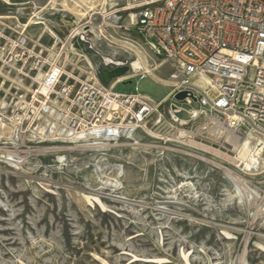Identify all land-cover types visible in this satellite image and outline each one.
<instances>
[{
    "label": "rangeland",
    "instance_id": "1",
    "mask_svg": "<svg viewBox=\"0 0 264 264\" xmlns=\"http://www.w3.org/2000/svg\"><path fill=\"white\" fill-rule=\"evenodd\" d=\"M88 1L0 0V133L13 131L0 135V264H264V161L247 171L228 160L238 154L226 137H212L219 126L207 116L176 137L163 130L164 141L128 129L79 139L64 121L65 100L52 98L45 110L35 104L39 114L27 109L54 63L74 90L87 82L105 91L116 79L104 81L102 71L115 67L103 57L127 68L142 61L153 75L137 91L139 77L129 69L114 93H139L155 104L180 80L174 63L125 30L127 0ZM82 27L90 28L92 47L73 37ZM37 59L46 63L40 72ZM191 140L210 151L190 147ZM96 142L107 146H90ZM227 172L257 196L239 194Z\"/></svg>",
    "mask_w": 264,
    "mask_h": 264
},
{
    "label": "built area",
    "instance_id": "2",
    "mask_svg": "<svg viewBox=\"0 0 264 264\" xmlns=\"http://www.w3.org/2000/svg\"><path fill=\"white\" fill-rule=\"evenodd\" d=\"M125 10L129 16L125 30L135 31L148 50L177 68L180 80L168 97L155 104L139 93H114L123 78L105 91L87 82L74 90L70 75L54 63L37 83L32 95L35 104L45 110L52 98L65 100L69 103L64 116L67 128L77 137L85 131L86 138L96 136L94 124L110 118L109 123L124 125L120 130H140L164 141L163 130H172L171 136L176 137L205 115L212 124L250 138L254 155L264 161V0H127ZM82 28L85 33L76 37L92 47L90 28ZM20 50L23 61L27 50ZM8 60L11 63L13 57ZM45 64L37 59L34 68L40 72ZM132 66L129 69L134 72ZM149 76L146 70L133 74L139 77L137 91L140 81ZM196 76L208 81L206 88L193 81ZM182 92L187 96L178 102L175 97ZM165 101L170 106L161 112ZM182 112L193 115L182 119L178 116Z\"/></svg>",
    "mask_w": 264,
    "mask_h": 264
},
{
    "label": "bare ground",
    "instance_id": "3",
    "mask_svg": "<svg viewBox=\"0 0 264 264\" xmlns=\"http://www.w3.org/2000/svg\"><path fill=\"white\" fill-rule=\"evenodd\" d=\"M65 1V0H64ZM67 1V0H66ZM82 2H83V4H86V5H88L89 4V1L88 0H81ZM104 1V0H103ZM102 1V2H103ZM68 3V2H67ZM107 3H106V0H105V2H104V4L103 5H106ZM81 5V4H80ZM97 5V4H96ZM95 5V6H96ZM102 5V4H101ZM84 6V5H83ZM80 7V6H79ZM85 7V6H84ZM93 7V6H92ZM103 7V6H102ZM78 8V7H77ZM83 8V7H82ZM98 8V7H97ZM100 8H101V6H100ZM79 9V8H78ZM90 9H91V7H90ZM73 10V9H72ZM94 10V7L91 9V11H93ZM80 11V10H79ZM79 13H81V12H79ZM108 14V13H107ZM81 17H83L84 19H85V16L87 15V14H79ZM103 15H105V14H103ZM85 33V31L83 30V28H77V29H75L74 30V32H73V37H76V36H78V35H83ZM13 45V44H12ZM137 50V49H136ZM141 55V54H140ZM103 60H104V62H105V65H107V66H112V65H114V66H118V67H122V66H125V64L124 63H121L120 61H116L115 59H113V58H111V57H103ZM142 62V61H141ZM141 62H135L134 64H133V70H134V73H136V71L137 70H146V72L147 73H149V75L150 76H152L153 75V72H152V70L146 65V64H142ZM143 63H144V61H143ZM2 74V73H1ZM123 78V77H122ZM122 78H120V79H122ZM125 79V78H124ZM157 79V78H156ZM161 80V79H160ZM121 81H123V80H121ZM193 81H195V82H197L198 84H200L202 87H204V88H206L207 87V85H208V81L207 80H205V79H201L199 76H196V77H194L193 78ZM97 82V81H96ZM166 83H169V82H166ZM171 83V82H170ZM170 85V84H169ZM50 98V96H47V99H49ZM37 102V100H36V98H35V100L31 103V104H29L28 106H29V108H27V109H33V110H35V111H37V112H39V109L37 110L36 109V106H35V103ZM114 103H116V102H114ZM118 104V103H117ZM114 107H116V105H114ZM2 114V113H1ZM191 115H193V113H188V114H186V116H191ZM196 115V114H195ZM194 115V116H195ZM27 113L22 117V118H20V122L21 123H16V122H13V123H16V125H18V126H20L22 123H23V121L24 120H26V118H27ZM60 119V118H59ZM12 120V119H11ZM1 121V120H0ZM1 125H3L2 123H1ZM17 126V127H18ZM53 126V125H52ZM62 126V125H61ZM7 126H5V128H4V131H3V133L1 132L0 133V135L1 136H4V137H7L8 135H11V134H13V131L11 130V129H9V127L8 128H6ZM51 128V127H50ZM59 128V127H58ZM122 128H124V125H122V126H115V125H113V123H109L108 121H107V119H105V122H102V124L101 125H97V124H94V126H93V130H94V133H95V135L96 136H101L102 134H107V135H118V133H119V130L120 129H122ZM2 129V128H1ZM52 129H55L54 127H52ZM43 130V129H42ZM46 130V129H45ZM59 130V129H58ZM2 131V130H1ZM123 131V130H122ZM44 132V131H43ZM211 132V131H210ZM14 133H16V132H14ZM62 133V132H61ZM42 134V133H41ZM211 134H212V137H216V138H218V139H223L224 137H226V144L227 145H230L231 147H233V149H234V151L238 154V156L235 158V157H233V158H227L228 160H230V161H237L238 163H241L242 165H244V167H245V169L247 170V171H249V170H251V169H254L255 167H257L258 165H259V159L254 155V153H253V148H254V145H253V143H252V140L250 139V138H246V139H243V138H241L240 136H238L237 134H235V133H233V132H231V131H229V130H226L225 128H223V127H221V126H219V128H216V129H214L212 132H211ZM86 132L85 131H83L82 133H79L78 134V136H80V138L79 139H85L86 138ZM105 135H104V137H105ZM106 135V136H107ZM186 136L187 137H189V138H192L193 137V135H192V133H187L186 134ZM10 137V136H9ZM92 137V136H91ZM71 138V137H70ZM9 139V138H8ZM77 140V139H76ZM90 140V139H89ZM97 140V139H96ZM95 140V141H96ZM190 143V147H192V148H194V149H201V150H203V151H205V152H209L210 151V148H208V146L207 147H205V146H200L199 144H197L196 142H194V141H190L189 142ZM90 146H92L93 148H102L103 146H107V144H105V143H103V142H96L95 144H91ZM214 152V151H213ZM216 154H218V155H222L220 152H218V151H216L215 152ZM8 154V153H7ZM6 154V155H7ZM8 156H10V157H13V156H15L14 154H12V153H10ZM224 157H225V155H224ZM227 157V156H226ZM63 159V158H62ZM61 158H60V161H63ZM236 161H235V163H236ZM232 163V162H231ZM234 164V163H233ZM235 165V164H234ZM241 165V166H242ZM243 168V167H242ZM242 170V169H241ZM244 172V171H243ZM227 176L228 177H230L234 182H235V184H236V189H237V192L239 193V194H242V193H248V195L251 197H253V198H255L257 195H256V193L255 192H253L252 190H250L249 188H248V185H246L247 183H245V181L246 180H244L242 177H240V176H238V175H233L232 173H230V172H227ZM102 185H104L105 187H111V188H117L118 186H119V184H118V182H115V181H106V182H103L102 183ZM250 187V186H249ZM251 188V187H250ZM255 191V190H254ZM236 192V193H237ZM237 193V194H238ZM247 195V196H248ZM241 197V196H240ZM243 198V197H242ZM249 198V197H248ZM256 200V199H255ZM261 205H263V204H261ZM259 213H263L264 212V205L260 208L259 207ZM245 260V258H244V256H243V261Z\"/></svg>",
    "mask_w": 264,
    "mask_h": 264
},
{
    "label": "water",
    "instance_id": "4",
    "mask_svg": "<svg viewBox=\"0 0 264 264\" xmlns=\"http://www.w3.org/2000/svg\"><path fill=\"white\" fill-rule=\"evenodd\" d=\"M129 71V68L127 67H118L115 68L113 71L108 72V71H102V76L103 79L106 83L111 82L113 79H119L124 77V75ZM187 94L185 92L179 93L175 99L178 102H182L186 98ZM194 101H196L194 99ZM182 119H186V112H182L181 114L178 115Z\"/></svg>",
    "mask_w": 264,
    "mask_h": 264
}]
</instances>
